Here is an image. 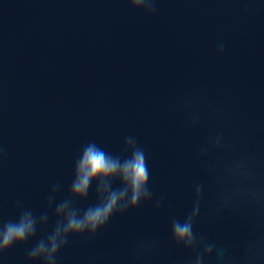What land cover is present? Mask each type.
<instances>
[{
	"label": "water",
	"instance_id": "obj_1",
	"mask_svg": "<svg viewBox=\"0 0 264 264\" xmlns=\"http://www.w3.org/2000/svg\"><path fill=\"white\" fill-rule=\"evenodd\" d=\"M190 92L213 101L222 116L200 102V120L190 123L180 105ZM218 132L264 170V0H159L151 17L126 0H0L4 217L17 214L18 198L43 210L55 181L66 194L82 144L96 140L119 153L128 134L148 153L153 191L166 196L159 210L144 204L115 217L94 241L72 238L60 264H90L105 254L130 264L129 249L140 237L159 241L147 264L184 256L171 244L168 221L190 210L194 181L206 185V207L214 202L217 185L201 161L233 154L212 150L197 159V152ZM94 200L90 193L81 206ZM206 207L198 229L218 242L245 236L260 215L242 206L210 219ZM0 264H25V248L12 249Z\"/></svg>",
	"mask_w": 264,
	"mask_h": 264
},
{
	"label": "clouds",
	"instance_id": "obj_2",
	"mask_svg": "<svg viewBox=\"0 0 264 264\" xmlns=\"http://www.w3.org/2000/svg\"><path fill=\"white\" fill-rule=\"evenodd\" d=\"M131 9L154 16L159 0H126ZM226 51L223 39L217 41L216 54ZM208 104L214 115L222 116L223 109L211 100L201 101L194 93H187L180 105L188 112L189 122L197 124L200 113L196 105ZM226 152V159L201 164L217 185L214 202L207 206L206 185L194 181L190 210L180 218L171 216L168 227L171 244L184 251L172 264H264V170L254 163L255 156L241 152L239 145L222 132L208 138L197 152V159L210 151ZM7 150L0 145V161ZM90 193L95 200L89 201ZM165 194L157 195L151 187L149 157L137 136H124L119 153H113L96 140L80 146L73 161L72 177L65 194L64 184L49 185L43 210L37 212L15 199L12 207L16 215L5 218L0 211V260L16 247L25 248V264H60L61 253L72 238L94 241L107 230L113 219L124 216L144 204L159 210L165 204ZM258 208L260 215L250 222L247 234L218 242L207 232L198 229L203 215L215 218L222 213H235L240 207ZM46 230L43 235L41 231ZM156 238L140 237L129 249L130 264H147L159 249ZM90 264H122L119 257L106 259V254L92 258Z\"/></svg>",
	"mask_w": 264,
	"mask_h": 264
}]
</instances>
